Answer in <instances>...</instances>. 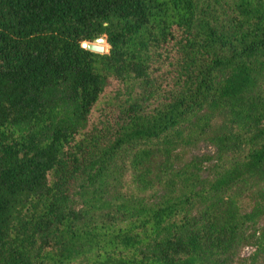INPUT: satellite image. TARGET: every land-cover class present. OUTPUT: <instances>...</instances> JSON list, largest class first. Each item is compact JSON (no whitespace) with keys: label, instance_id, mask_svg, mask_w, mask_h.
<instances>
[{"label":"trees","instance_id":"16d2710c","mask_svg":"<svg viewBox=\"0 0 264 264\" xmlns=\"http://www.w3.org/2000/svg\"><path fill=\"white\" fill-rule=\"evenodd\" d=\"M0 264H264V0H0Z\"/></svg>","mask_w":264,"mask_h":264},{"label":"water","instance_id":"95a60500","mask_svg":"<svg viewBox=\"0 0 264 264\" xmlns=\"http://www.w3.org/2000/svg\"><path fill=\"white\" fill-rule=\"evenodd\" d=\"M105 41V38L103 35H98L93 37L90 41H85L81 46H83L85 49L93 52L102 53L104 52L103 43ZM109 45H106V48H108Z\"/></svg>","mask_w":264,"mask_h":264},{"label":"rangeland","instance_id":"374dc122","mask_svg":"<svg viewBox=\"0 0 264 264\" xmlns=\"http://www.w3.org/2000/svg\"><path fill=\"white\" fill-rule=\"evenodd\" d=\"M106 45H107V43L104 41V43H103V48H104L103 50H104V51H106V49H107V48H106ZM199 149L202 150V151H203V150L205 151L206 149H209V147H205V146L201 145V146L199 147ZM250 249H251V247H242V249H241V251H240V254H241V255H245V254H247V253L249 252Z\"/></svg>","mask_w":264,"mask_h":264}]
</instances>
